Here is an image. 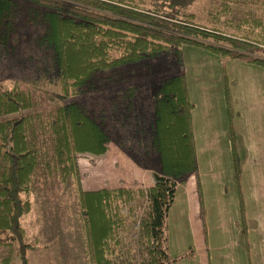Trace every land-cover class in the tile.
<instances>
[{"label":"trees","instance_id":"trees-1","mask_svg":"<svg viewBox=\"0 0 264 264\" xmlns=\"http://www.w3.org/2000/svg\"><path fill=\"white\" fill-rule=\"evenodd\" d=\"M212 13V25H198L188 14L145 9L136 0H0V59L9 54L12 58L14 50L9 48L17 42L15 33L23 32L34 53L51 64V69L33 66V71L42 68L52 74L61 98L94 90L105 71L160 53L172 51L181 65L179 48L185 46L218 56L222 63L235 59L264 68V0H218ZM25 27L32 31L27 28L26 32ZM222 71L228 105L223 65ZM33 106L27 91L16 85L0 88V247L6 248L0 264H11V245L17 246L18 264H27L20 220L29 211L28 195L41 158L48 172L58 170L75 179L87 264H113L107 252L114 224L112 204L105 202L108 193L80 192L74 158L82 153L103 154L105 136L91 115H83L84 108L77 102L56 107L46 119L32 112ZM191 107L182 73L158 82L152 94L148 141L138 162L150 170L156 187L160 219L155 228L160 240L141 264H174L192 256L188 248L169 257L165 235L166 214L176 186L188 174L195 176L204 235ZM230 140L237 175L231 134ZM46 144L49 152L44 151Z\"/></svg>","mask_w":264,"mask_h":264},{"label":"rangeland","instance_id":"rangeland-1","mask_svg":"<svg viewBox=\"0 0 264 264\" xmlns=\"http://www.w3.org/2000/svg\"><path fill=\"white\" fill-rule=\"evenodd\" d=\"M136 2L145 9L168 11L176 16L188 14L198 25H212L210 17L218 5V0H136ZM233 13H236L235 8ZM27 28L24 29L29 32ZM16 37L17 42L9 48L14 50L12 58L9 54L0 59V88L16 85L27 91L34 102L32 112L40 114L43 119H46V114H51L56 107L74 101L84 108L82 110L84 116L91 115L98 123V130L106 138L105 151L98 155L99 157L90 153L74 156L79 189L81 179H85L83 182L88 186V181L92 179L91 169L96 165L95 171L97 173L99 171L105 179L104 188H101L103 190L99 189L97 192L108 193L105 202L109 200L112 204V221L114 223L117 221V224L111 227L112 239L119 236L122 252L126 248L124 241H128L127 250L131 253L130 245L142 244L136 237L140 235L137 224H140L144 216L145 203L134 186L137 185L136 181L139 178L148 180L149 173L151 174L150 170L146 169L145 173L142 171L138 160L141 159L145 150L143 146L148 141L152 94L161 79L173 74H184L188 79L185 80L188 88L191 87L190 79L195 84L194 78L197 75H205L207 72L212 75L214 65L210 63L209 54L196 47H180L181 65L172 51L160 53L153 58L105 71V74L99 76L102 81L96 84V89L74 97L61 98L52 74L43 71L42 68L37 72L32 69L33 66L44 65L46 69H51L50 62L34 53L28 36L25 37L23 32L17 34L16 31ZM48 132L49 129L46 133ZM46 136L45 134V138ZM45 142L48 143L47 140ZM48 145L46 144L44 150L46 152H49ZM41 161L33 178L31 193L28 195L29 211L20 220L27 264H87L75 179L58 170L48 172V169L43 167V158ZM106 179L108 183L105 186ZM108 187L111 189L105 191ZM87 189L90 191L92 188L89 186ZM117 246L119 247L117 243L113 244L110 241L107 252H110L111 257L114 255L111 250ZM16 248V245H11L13 254L11 264H18L14 251ZM5 254L6 248L0 247V258ZM113 264L126 262L125 259L118 258Z\"/></svg>","mask_w":264,"mask_h":264},{"label":"crops","instance_id":"crops-1","mask_svg":"<svg viewBox=\"0 0 264 264\" xmlns=\"http://www.w3.org/2000/svg\"><path fill=\"white\" fill-rule=\"evenodd\" d=\"M207 54L214 65L212 75L209 72L197 75L195 84L190 79L191 87L188 88V83L186 86L192 105L190 130L201 191L204 235L195 176L188 174L177 184L166 214L167 254L177 257L188 248L192 249L191 257L174 264H264V68L235 59L225 60L224 64L218 56ZM222 65L227 81L228 105ZM184 79L188 81L185 75ZM230 134L237 158V175L232 163ZM95 166L91 169L92 179L88 186L83 182L85 179L79 180L82 194L104 188L105 179L95 171ZM145 170L142 169L144 173ZM136 183L134 187L145 203L144 216L137 224L140 235L136 237L142 244L130 245V253L128 241H124L126 248L122 252L119 236L112 239L111 234L110 241L119 245L111 250L112 257L108 252L112 263L122 258L126 264H141L153 253L160 240L155 228L160 210L151 174L148 180L139 178ZM85 185L91 186L92 191ZM106 189L108 191L111 187ZM152 221L155 222L153 227ZM116 224L117 221L113 227Z\"/></svg>","mask_w":264,"mask_h":264}]
</instances>
